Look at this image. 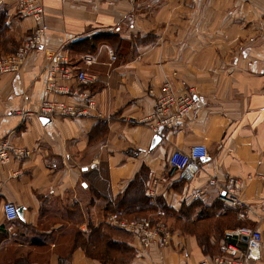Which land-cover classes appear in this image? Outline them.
Here are the masks:
<instances>
[{"label":"crops","instance_id":"obj_1","mask_svg":"<svg viewBox=\"0 0 264 264\" xmlns=\"http://www.w3.org/2000/svg\"><path fill=\"white\" fill-rule=\"evenodd\" d=\"M40 1L47 26L42 47L18 72L0 75V139L30 152L0 164V264H114L74 245L75 233L88 236L89 224L110 226L109 201L141 171L149 204L169 210L155 211L165 215L171 242L142 251L116 229L112 239L131 252L117 264H199L228 243L244 250L245 240L236 237L241 227L264 234V0ZM0 17L1 56L18 48L35 21L18 13L15 0H0ZM48 50L97 76L79 86L94 102L87 115L35 116L45 99L86 108L79 98L45 91ZM86 54L90 65L81 60ZM165 80L177 92L192 90L195 106L152 144L155 134L142 119ZM17 110L31 115L21 118ZM195 143L206 146V160L192 179L178 180L167 158ZM229 177L238 180L243 212L219 199ZM5 201L21 209L12 224L3 216ZM183 216L231 226L209 230L205 254L200 227L182 230Z\"/></svg>","mask_w":264,"mask_h":264},{"label":"built area","instance_id":"obj_2","mask_svg":"<svg viewBox=\"0 0 264 264\" xmlns=\"http://www.w3.org/2000/svg\"><path fill=\"white\" fill-rule=\"evenodd\" d=\"M18 13L22 17H30L35 21V26L24 38L18 48L10 53L0 56V75L12 74L20 70L26 57L33 51L42 47L47 26L44 23V10L40 0H15ZM114 59V55H110ZM85 65H90L93 60L90 55L81 57ZM46 65L44 67V88L50 94L79 98L84 104L63 102L45 99L38 106L35 116L38 118H50L58 115L75 118L87 115V109L92 108L93 100L79 89L81 85L93 84L97 76L84 68L72 69L69 59L61 53L46 52ZM74 81L76 84L69 83ZM195 99L192 90L177 92L169 81L165 80L159 89L153 111L143 117L142 121L155 135L162 130L179 125L194 108ZM21 118L31 115L29 112L15 111ZM29 150L19 147L12 141L0 139V164H5L13 158H26ZM207 157V148L201 143H195L186 151L173 150L167 164L170 174L177 175L178 180H190L195 175L201 161ZM238 180L229 177L226 186L221 189L219 199L233 209L243 212L245 203L237 196ZM17 206L9 201L2 204V212L5 220L14 223L18 219ZM107 223L117 229L132 235L138 242L140 250L146 251L152 246H165L171 242L172 230L167 222L161 218L137 217L132 219L119 218L111 214L106 218ZM264 226V218L262 219ZM236 237L242 240L245 237V249L241 250L237 244L228 243L224 247V253L201 261L199 264H250L260 258L263 243V232L256 228L241 227Z\"/></svg>","mask_w":264,"mask_h":264},{"label":"trees","instance_id":"obj_3","mask_svg":"<svg viewBox=\"0 0 264 264\" xmlns=\"http://www.w3.org/2000/svg\"><path fill=\"white\" fill-rule=\"evenodd\" d=\"M3 30H4V20L0 17V34L2 33ZM145 179H146L145 173L144 171H141L131 182L129 187H127V189L122 195L117 196L114 199L113 203L109 201L105 211L107 212L106 216L115 214L119 218L132 219V218L144 217V216L134 215V217L127 218L125 215L131 212L132 213L156 212L155 210L157 208H159L163 212L169 211L161 202H157L155 206H153V204H149V199L144 195ZM200 215H202V213ZM180 219L182 218H177V221H180ZM179 226L182 230H189V231L194 229L196 226H199L200 227L199 231L201 232L196 234V236L200 246L202 247L203 252L205 254H208L210 251V247L208 243L209 230L212 229V231L219 233L222 227L224 226L227 227L231 225H229L228 221L223 222L222 220H217L209 223L204 222L203 224H200V222L197 221L192 222L189 217L183 216V221L181 222V224H179ZM88 227L90 231L88 236H84L76 232L75 233L76 237L74 239V245L76 246L78 245L82 249H84V251L88 256L103 261L104 257L110 255L109 252L111 253L112 251H121L119 248L120 247L122 248V246L127 248L125 243L116 242L112 239L111 236L109 237L107 234H105L101 230L102 229L101 225L95 228H92L91 225H88ZM105 236H107V238H105Z\"/></svg>","mask_w":264,"mask_h":264},{"label":"rangeland","instance_id":"obj_4","mask_svg":"<svg viewBox=\"0 0 264 264\" xmlns=\"http://www.w3.org/2000/svg\"><path fill=\"white\" fill-rule=\"evenodd\" d=\"M169 213V212H168ZM134 215H139V216H146V217H154V218H161V219H164L166 221V219L164 218L165 215L163 214H160V213H156V212H142V213H138V212H135V213H128L126 214L125 216L127 218H130V217H134ZM174 215V213L172 214V216ZM105 216H106V212H105ZM108 216V215H107ZM106 216V217H107ZM105 217V219H106ZM167 222V221H166ZM90 225V224H89ZM114 228V227H113ZM111 228V226H108L105 222L102 226V231L107 234L109 237L113 236V234L115 235L116 234V229H113ZM77 229L76 227L73 228V232H75ZM118 231V230H117ZM119 235V234H118ZM120 238H123L121 235H119ZM105 238H107V236H105ZM107 241V240H106ZM123 243V242H122ZM120 244V243H119ZM262 247H264V234H263V245ZM261 247V249H262ZM121 251H112L111 253L109 252L110 255H108L107 257H104V260L105 262H108V263H114V264H117V263H124V261H127L129 259V257L131 256V252L129 251V249L125 248L122 246V248L120 247L119 248ZM262 251H260V258L256 261V262H252L253 263H264V255H262L261 253ZM224 253V251H223ZM222 253V254H223ZM221 252L218 251V248H215V250H212L210 251V255H222ZM251 264V263H250Z\"/></svg>","mask_w":264,"mask_h":264},{"label":"water","instance_id":"obj_5","mask_svg":"<svg viewBox=\"0 0 264 264\" xmlns=\"http://www.w3.org/2000/svg\"><path fill=\"white\" fill-rule=\"evenodd\" d=\"M159 138H160L159 135H155L153 137L152 144H155L156 142H158L159 141ZM205 160H206V158H204L202 161H205ZM17 214H18V217L21 218V209H18L17 210ZM242 240H246V238L245 237H242ZM253 264H264V263H253Z\"/></svg>","mask_w":264,"mask_h":264}]
</instances>
